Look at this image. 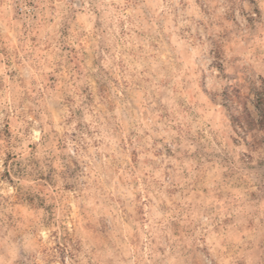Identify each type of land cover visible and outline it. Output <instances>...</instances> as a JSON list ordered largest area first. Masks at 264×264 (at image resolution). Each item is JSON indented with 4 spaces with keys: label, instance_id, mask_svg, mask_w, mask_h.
I'll use <instances>...</instances> for the list:
<instances>
[{
    "label": "rangeland",
    "instance_id": "374dc122",
    "mask_svg": "<svg viewBox=\"0 0 264 264\" xmlns=\"http://www.w3.org/2000/svg\"><path fill=\"white\" fill-rule=\"evenodd\" d=\"M260 108L264 0H0V264H264Z\"/></svg>",
    "mask_w": 264,
    "mask_h": 264
},
{
    "label": "trees",
    "instance_id": "16d2710c",
    "mask_svg": "<svg viewBox=\"0 0 264 264\" xmlns=\"http://www.w3.org/2000/svg\"><path fill=\"white\" fill-rule=\"evenodd\" d=\"M256 107H259V104H258V101H257V103H256ZM261 109V108H260ZM260 113L262 114V118H264V109L262 110H260Z\"/></svg>",
    "mask_w": 264,
    "mask_h": 264
}]
</instances>
